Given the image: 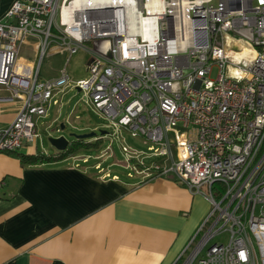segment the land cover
<instances>
[{"label":"built area","instance_id":"1","mask_svg":"<svg viewBox=\"0 0 264 264\" xmlns=\"http://www.w3.org/2000/svg\"><path fill=\"white\" fill-rule=\"evenodd\" d=\"M30 39L34 62L20 57ZM79 50L90 56L79 91L161 159L132 158L134 172L169 175L209 201L172 264H264V0L14 1L0 20V86L20 107L0 153L36 143ZM51 54L64 66L43 79Z\"/></svg>","mask_w":264,"mask_h":264},{"label":"crops","instance_id":"2","mask_svg":"<svg viewBox=\"0 0 264 264\" xmlns=\"http://www.w3.org/2000/svg\"><path fill=\"white\" fill-rule=\"evenodd\" d=\"M14 1L0 0V20ZM36 54L33 39L20 51L31 62ZM8 97L0 86V129L20 107ZM37 150L36 141L0 153V264H172L210 208L169 175L126 182L102 166L104 177L87 153L77 154L86 163L21 162Z\"/></svg>","mask_w":264,"mask_h":264},{"label":"rangeland","instance_id":"3","mask_svg":"<svg viewBox=\"0 0 264 264\" xmlns=\"http://www.w3.org/2000/svg\"><path fill=\"white\" fill-rule=\"evenodd\" d=\"M90 56L83 51H78L69 59L67 63V71L72 78L70 86L65 87L54 95V99L58 104L50 103L45 117L37 121L39 138L37 147L47 152L55 151L49 143V138L65 136L68 140L70 134H85L92 131H106L99 146L94 149L82 151L89 154L92 159L91 164L101 161V165L108 167L107 169L118 175L122 181H134L136 173L132 169V158L137 160L142 158L144 163L158 161L156 157H150L148 147L150 143L140 137H133L130 132L113 126L104 116H102L86 97L85 91H78L76 82L86 79V65ZM64 66V59L59 56H46L42 60L40 75L41 78H51L58 74ZM64 126L63 130H59ZM119 130V131H118ZM99 136V135H98ZM97 136V137H98ZM122 147H126L131 153H137V156L126 154L122 151ZM131 173V176L128 175ZM227 233L223 232L218 238L212 240L211 243L218 240H227ZM210 243V244H211Z\"/></svg>","mask_w":264,"mask_h":264},{"label":"trees","instance_id":"4","mask_svg":"<svg viewBox=\"0 0 264 264\" xmlns=\"http://www.w3.org/2000/svg\"><path fill=\"white\" fill-rule=\"evenodd\" d=\"M103 138L100 135L92 139L71 138L65 150L43 152L35 151L32 154H20V160L24 165H41L49 162H57L75 156L82 151L94 149L99 146Z\"/></svg>","mask_w":264,"mask_h":264},{"label":"water","instance_id":"5","mask_svg":"<svg viewBox=\"0 0 264 264\" xmlns=\"http://www.w3.org/2000/svg\"><path fill=\"white\" fill-rule=\"evenodd\" d=\"M79 91V89H78ZM64 126H61V128L59 130H63ZM106 131H99V133L92 131L89 133H85V134H70V137L72 138H78V139H92V138H96L98 135L103 136L104 134H106ZM49 143L50 145L56 150V151H63L66 149L69 140L65 137V136H59V137H55V138H49Z\"/></svg>","mask_w":264,"mask_h":264}]
</instances>
